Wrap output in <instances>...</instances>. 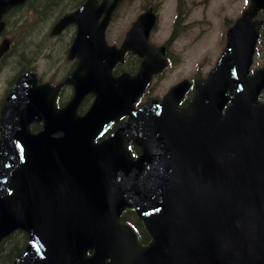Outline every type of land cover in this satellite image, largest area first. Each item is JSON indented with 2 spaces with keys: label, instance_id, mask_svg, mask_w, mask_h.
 <instances>
[{
  "label": "water",
  "instance_id": "95a60500",
  "mask_svg": "<svg viewBox=\"0 0 264 264\" xmlns=\"http://www.w3.org/2000/svg\"><path fill=\"white\" fill-rule=\"evenodd\" d=\"M24 1L0 0V31L3 14ZM118 1L87 0L52 28L56 34L78 25L69 57L79 56V64L65 79L74 94L62 109L55 107L58 87L36 85L31 70L5 96L0 240L17 228L28 234L11 264H264V66L249 74L263 23L253 18L264 0H250L227 30L222 54L206 79L194 81L186 107L179 103L189 80L138 109L134 102L165 58L147 41L150 9L119 49L106 44ZM8 45L3 40L0 53ZM127 49L143 57L141 66L134 76L115 77L112 66ZM88 93L95 98L77 116ZM32 122L43 123L36 133ZM130 141L140 155L130 152ZM126 208L141 219L146 245L119 222Z\"/></svg>",
  "mask_w": 264,
  "mask_h": 264
},
{
  "label": "rangeland",
  "instance_id": "374dc122",
  "mask_svg": "<svg viewBox=\"0 0 264 264\" xmlns=\"http://www.w3.org/2000/svg\"><path fill=\"white\" fill-rule=\"evenodd\" d=\"M186 1L191 6V11L186 18V22H188L186 28H184L182 21H180L179 29L181 33L171 46L170 54L175 61L174 65L166 69L161 78H156L152 82L148 96L161 97L171 85L185 77H194L197 75L205 77L224 47L227 25L240 15L249 2V0ZM142 2L144 0H129L123 4L122 8L120 7L115 17L112 18L107 30V38L110 42L115 43L121 40L131 20L142 11ZM176 6V0L163 1L159 8L160 19L157 31L152 37L153 42L159 44L164 42L168 37ZM28 9L24 18L26 20H32L33 16L29 15ZM55 15L56 12L52 17L36 20L34 26L31 27L32 30L35 29L38 32L35 42L44 43L43 47H47L43 58L38 59L36 67L37 71L42 75H45L48 68L52 65L51 59L45 57L46 54H52L53 58H60L61 53L63 54L59 47L61 41V39H58L59 37L50 39V42L54 45L51 49L45 42L48 38H44ZM70 30L64 33L62 39H69L72 34V28ZM263 62L264 28L253 67L261 65ZM57 66L56 69L52 66L48 71V75L52 79H56V77L58 78L61 75L60 67L65 66V62L61 60ZM15 70L16 65L14 61H10L0 70L1 99L8 87L7 81ZM48 75L46 74L44 77L47 78ZM262 95H264V92Z\"/></svg>",
  "mask_w": 264,
  "mask_h": 264
},
{
  "label": "trees",
  "instance_id": "16d2710c",
  "mask_svg": "<svg viewBox=\"0 0 264 264\" xmlns=\"http://www.w3.org/2000/svg\"><path fill=\"white\" fill-rule=\"evenodd\" d=\"M36 1L38 4L41 3L42 6H45V3L49 1L47 8L36 11L39 15H43V14L48 15L55 12L56 9H58L57 12H61L64 9L76 7L83 0H46V2L45 0H36ZM23 24L24 21L18 23L16 19L10 21L7 18V27L9 28V33L17 32V35L12 43L11 50L20 52L21 57L27 58L25 62L21 63L20 67L22 68L27 67L29 65L32 66L34 60L39 56L41 52V47H39V45H37L34 42L33 31H30L31 29L27 28ZM134 150L136 151L135 148ZM136 227L140 234L141 240L145 241L147 239V236L143 231L139 222H137ZM25 241H26V236L21 232H16L10 235L9 237L3 239L0 242V264H10L14 255L22 250Z\"/></svg>",
  "mask_w": 264,
  "mask_h": 264
},
{
  "label": "flooded vegetation",
  "instance_id": "af4514ba",
  "mask_svg": "<svg viewBox=\"0 0 264 264\" xmlns=\"http://www.w3.org/2000/svg\"><path fill=\"white\" fill-rule=\"evenodd\" d=\"M165 47H166V50H167L166 53H168V48H169V47H168L167 45H165Z\"/></svg>",
  "mask_w": 264,
  "mask_h": 264
}]
</instances>
